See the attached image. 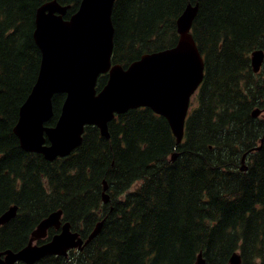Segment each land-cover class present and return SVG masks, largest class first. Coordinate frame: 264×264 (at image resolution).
<instances>
[{
	"label": "trees",
	"instance_id": "trees-1",
	"mask_svg": "<svg viewBox=\"0 0 264 264\" xmlns=\"http://www.w3.org/2000/svg\"><path fill=\"white\" fill-rule=\"evenodd\" d=\"M44 1L0 0V214L17 206L0 225V251L25 246L61 210L83 238L102 220L101 229L79 250L30 264H195L197 253L203 264H227L233 252L239 264H264V118L251 115L264 100L247 88L264 91V0H115L112 55L122 64L174 46L175 18L197 2L196 105L178 143L164 116L140 107L110 121L107 137L86 126L81 144L53 160L22 149L12 130L40 65L32 32ZM57 1L70 14L80 0ZM253 49L263 53L256 73ZM63 98L54 96L55 113Z\"/></svg>",
	"mask_w": 264,
	"mask_h": 264
},
{
	"label": "water",
	"instance_id": "water-1",
	"mask_svg": "<svg viewBox=\"0 0 264 264\" xmlns=\"http://www.w3.org/2000/svg\"><path fill=\"white\" fill-rule=\"evenodd\" d=\"M114 3L80 0L67 19L64 15L70 6L57 0H46L36 8L32 37L40 50V65L12 129L25 151L40 153L47 160L65 157L80 145L85 125H95L107 136L108 121L115 114L139 107H149L164 116L175 141H180L188 100L203 71L202 57L189 32L197 2H187L175 19L174 47L142 54L125 68L120 64L111 66ZM249 56L251 69L256 72L263 53L253 49ZM107 72V82L97 88V77ZM57 93L65 95L60 114L54 125H44L53 115V96ZM258 111L255 108L251 115L256 116ZM102 199L107 201L106 194ZM16 210L17 206L11 205L0 214V224L14 217ZM60 214L59 210L42 219L23 248L1 250L0 264H30L45 255H65L73 247L81 249L102 226V221L96 223L83 242L65 223L49 241L33 244L45 236L48 227L60 226ZM231 256L229 264H238L239 255ZM195 264H203L200 254Z\"/></svg>",
	"mask_w": 264,
	"mask_h": 264
},
{
	"label": "flooded vegetation",
	"instance_id": "flooded-vegetation-1",
	"mask_svg": "<svg viewBox=\"0 0 264 264\" xmlns=\"http://www.w3.org/2000/svg\"><path fill=\"white\" fill-rule=\"evenodd\" d=\"M185 8V7H184ZM183 8V9H184ZM182 9V10H183ZM76 10V9H75ZM74 10V11H75ZM74 11H72L70 14H68V11L66 12V14L64 15V18L65 19H67V18H69V16L74 12ZM182 12V11H181ZM180 12V13H181ZM177 18V17H176ZM175 18V19H176ZM176 31V30H175ZM176 34H177V32H176ZM176 40H177V38H176ZM176 43V42H175ZM175 46V45H174ZM174 46H171V47H174ZM170 48V47H169ZM167 49V48H166ZM164 50V49H163ZM159 51V50H158ZM152 52H154V51H152ZM113 53V52H112ZM145 53H151V52H145ZM145 53H142V54H145ZM141 54V55H142ZM140 55V56H141ZM139 56V57H140ZM138 59V58H137ZM137 59H135V60H137ZM132 61H134V60H132ZM132 61H130V62H132ZM129 62V63H130ZM128 63V64H129ZM115 64H120V65H122V67H126L128 64H122V63H120V62H116L115 60H114V58H113V55H111V66L112 65H115ZM107 79H108V72L107 73H104V74H100L98 77H97V81H96V86H97V88H101L106 82H107ZM58 94V93H57ZM56 95V94H55ZM54 95V96H55ZM54 96H53V98H54ZM64 97H65V95H64ZM63 100H64V98H63ZM63 102V101H62ZM61 105H62V103H61ZM60 108H61V106H60ZM136 109V108H135ZM131 110V109H130ZM129 111V110H128ZM127 112V111H126ZM125 113V112H124ZM59 114H60V109H59V111H58V113H55V110H54V105H53V115H52V117L48 120V121H46L45 123H44V125H48V126H52V125H54L55 124V122L57 121V118H58V116H59ZM123 114V113H122ZM120 115V114H119ZM118 116V114H115L114 115V117L110 120V121H112V120H114L116 117ZM53 119V123L52 124H49L48 122H50L51 120ZM110 121H108V123L110 122ZM86 126H88V125H85L84 126V131L83 132H85V127ZM92 126H95V125H92ZM97 127V126H96ZM98 128V127H97ZM106 189V186L104 187V190ZM49 211V210H48ZM57 211V210H56ZM39 223V222H38ZM37 226V225H36ZM53 229H55V230H57V233H59L60 231H61V229H59V228H56L55 226H50V227H48L47 229H46V234H45V236L44 237H42V238H39V239H37V240H34L33 241V244H42V243H44V242H47V241H49L55 234H57V233H55V234H53L51 237H49V235L48 234H52V233H50V231L51 230H53ZM69 230H71V228L69 229ZM79 233V232H78Z\"/></svg>",
	"mask_w": 264,
	"mask_h": 264
},
{
	"label": "rangeland",
	"instance_id": "rangeland-1",
	"mask_svg": "<svg viewBox=\"0 0 264 264\" xmlns=\"http://www.w3.org/2000/svg\"><path fill=\"white\" fill-rule=\"evenodd\" d=\"M262 69V68H261ZM256 72H258V71H256ZM262 86H264V84L262 85ZM247 88H249V91H250V95H248V97H249V99L251 98V99H253L256 103H261V102H263V100L264 99H262L261 97H264V91L263 92H258V90L260 89V88H262V87H259L258 89H257V91H255V88H254V86H251V85H248L247 86ZM254 89V90H253ZM196 105V100H195V98L193 97L192 99L190 98V100H189V105H188V109H187V113L191 110V107H194ZM255 107H258V106H255ZM258 117H263L264 118V111H262L261 109L258 111V113L256 114ZM243 165H240L239 166V170L240 171H244L245 169H241V167H242ZM46 188H48V186L46 185ZM229 258H230V256H229ZM228 258V259H229Z\"/></svg>",
	"mask_w": 264,
	"mask_h": 264
}]
</instances>
